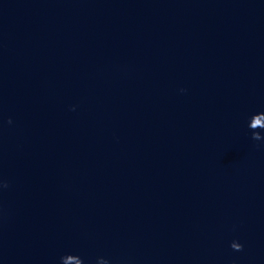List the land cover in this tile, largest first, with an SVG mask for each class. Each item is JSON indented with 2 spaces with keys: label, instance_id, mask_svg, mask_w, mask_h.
<instances>
[{
  "label": "water",
  "instance_id": "water-1",
  "mask_svg": "<svg viewBox=\"0 0 264 264\" xmlns=\"http://www.w3.org/2000/svg\"><path fill=\"white\" fill-rule=\"evenodd\" d=\"M0 264H264V0H0Z\"/></svg>",
  "mask_w": 264,
  "mask_h": 264
},
{
  "label": "clouds",
  "instance_id": "clouds-1",
  "mask_svg": "<svg viewBox=\"0 0 264 264\" xmlns=\"http://www.w3.org/2000/svg\"><path fill=\"white\" fill-rule=\"evenodd\" d=\"M239 250H241V245H240V247H239Z\"/></svg>",
  "mask_w": 264,
  "mask_h": 264
}]
</instances>
